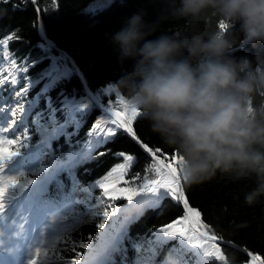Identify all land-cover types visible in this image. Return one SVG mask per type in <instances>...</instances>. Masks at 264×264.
<instances>
[{"label": "trees", "instance_id": "obj_1", "mask_svg": "<svg viewBox=\"0 0 264 264\" xmlns=\"http://www.w3.org/2000/svg\"><path fill=\"white\" fill-rule=\"evenodd\" d=\"M174 3H178V0H37L42 9L37 11L32 3L0 0V38L11 37L6 46L9 63L20 71L17 86L6 91L0 86V107L13 113L15 93H20L27 129L25 133L16 128L15 136H5V139H17L18 136L22 141L26 139L15 148L22 157H25L28 149L30 153L28 160L26 155L27 168L24 171L14 168L18 166L16 161L19 155L3 167L6 172L12 173L16 181L5 193L4 200L8 202L23 195V191L30 188V183L41 177L43 169L52 173L61 167L60 172L47 182L41 196V200L59 205L57 218L60 227L46 250L47 264H68L70 259H75V264H83L95 254L96 246L100 248L105 243V233L100 235L101 227H96L100 215L94 214L91 208L98 204L100 187L107 186L110 175L113 181L123 182L135 173V178L130 180V186L135 188L143 183L139 177H148L150 173L148 156L123 131L110 138L95 130L94 126L100 124L104 115L93 105L66 60L43 41L39 34V18L43 21L49 40L74 60L103 106L107 108L109 105L105 102L111 101V106L117 108L116 98L127 100L126 93L117 88L123 69L117 63L116 54L105 34L118 30L124 18L138 9L147 12L148 22H160L159 30L150 39L164 32H178L185 22L167 19V11ZM220 22L214 16L208 20L213 29L219 28ZM228 32L238 49L234 55L237 58H253L256 49L244 45L238 26ZM5 52L0 47V76L7 80ZM131 63L125 67L130 69ZM25 64L28 65L27 70L23 71ZM22 86H26L27 91H17L16 88ZM107 88L114 91L105 95ZM261 98L264 97H258V101ZM71 106L77 109L74 116L66 121V110ZM37 118L47 132L52 133L53 127L57 130L49 144L44 142L33 124ZM102 126H111L110 121L105 120ZM131 126L144 144L162 150L171 158L175 151L152 132L143 116L132 118ZM3 128L6 129L5 125ZM93 130L95 139L88 149H83ZM120 153L124 157L119 156ZM128 155L133 156L132 163L126 160ZM121 164L129 167L113 172ZM179 178L189 205L201 212L207 233L229 244L217 245L225 258L220 264H256L243 250L259 255L264 261V197L252 206L244 203L245 193L256 186L255 177L234 181L227 175L217 174L213 179L193 186H188L182 176ZM81 189L87 193H81ZM136 197L116 201L115 206L119 207L114 210L118 212L116 218L120 222L130 219L104 264H117L124 252V242L129 238L134 248L144 250L145 264L149 250L163 243L168 242L161 250L162 259L173 247L179 251L178 238L167 241L158 230L186 215L180 201L168 197L153 208L147 201L132 214ZM240 224L245 227H238ZM184 227L187 229L191 225ZM135 255L129 249V262ZM180 259L183 264H205L199 250L194 248L180 251Z\"/></svg>", "mask_w": 264, "mask_h": 264}, {"label": "clouds", "instance_id": "obj_2", "mask_svg": "<svg viewBox=\"0 0 264 264\" xmlns=\"http://www.w3.org/2000/svg\"><path fill=\"white\" fill-rule=\"evenodd\" d=\"M146 16L138 9L105 34L123 69L117 88L180 154L188 186L217 174L234 181L255 177L244 203L256 204L264 197V98L258 101L264 97V0H178L167 19L184 27L155 39L149 37L160 22ZM210 16L238 26L254 57L237 58L230 33L211 28ZM162 264H177L176 257L166 253Z\"/></svg>", "mask_w": 264, "mask_h": 264}, {"label": "snow or ice", "instance_id": "obj_3", "mask_svg": "<svg viewBox=\"0 0 264 264\" xmlns=\"http://www.w3.org/2000/svg\"><path fill=\"white\" fill-rule=\"evenodd\" d=\"M8 2V0H4ZM111 2V0H109ZM21 3L27 4L32 3L36 6L37 11H42L37 4V0H21ZM234 28V26L228 25L221 21L219 23V29L228 31ZM11 37L0 38V47L4 44H7ZM70 70H73L75 74V66L71 64L70 61H66ZM15 66V65H13ZM27 64L24 65L23 71L27 70ZM17 79L15 74L10 76L7 80L4 77L0 76V86L3 90L17 84ZM17 91L23 93L27 91L26 86L22 88H16ZM114 91L111 88H107L105 95L110 94ZM109 106L106 108V111L111 113L112 119L110 121L111 126L103 127L104 121H101L99 125L94 126L95 130L107 137H115L117 132L123 130V134L137 139V134L134 128L131 126L132 118L141 117V113L138 109L133 107L128 100H123L121 98H116L117 108L111 106V101H106ZM129 118H125V117ZM17 140L16 139H0V169H2L7 163H9L15 156L19 155V152L16 151ZM145 152L148 154L149 167L148 172L150 175L148 177H139L143 181L140 187H131L130 180L135 178L136 174L133 173L132 177L125 179L123 182L120 180L113 181L111 175L108 177L107 186L100 187L101 199L104 201L103 211L99 218V223L96 227L100 228L104 226L105 222L108 219V215L111 211L119 208L116 207V201L118 199L130 200L134 196L137 197H148L150 208L155 207L161 200L165 198H172L174 200L180 201L183 204L186 215L177 219L176 221L170 223L165 227H161L158 232H161L165 235L167 241L178 238L179 240V251L177 247H173L171 252L168 254L170 256H175L177 264H183V261L180 259V251L184 248H194L199 250L200 254L205 260V264H220L224 261V255L221 252L220 248L217 246L222 238L212 234L206 235L203 222L201 220V212L194 210L189 206L187 198L184 196V193L181 189V185L177 182L178 176H182L183 181L185 178L182 175V158L178 152L171 154V158L167 154H164L162 150H156L149 147L147 144L142 145ZM121 157H124L123 153L118 154ZM127 161H132L133 156L128 155L125 157ZM129 165L121 164L117 168L113 169V172H118L123 169L128 168ZM16 181L9 177L7 181L0 183V208L4 207V196L5 193L15 185ZM117 184L120 186L117 187ZM190 224V228H185L184 225ZM163 243L157 247H153L149 250L147 254V264H162V249L167 244ZM124 252L119 257L117 264H145L144 261V250L134 248L131 243V238L126 240L123 245ZM131 249L136 255L133 260L129 262L128 260V251ZM40 253L37 251V256ZM246 255L250 257V260H254L253 254L246 252ZM78 257V253H76ZM75 259L68 260V264H75ZM33 264V262H31ZM34 264H41L37 259ZM248 264V262H246Z\"/></svg>", "mask_w": 264, "mask_h": 264}, {"label": "rangeland", "instance_id": "obj_4", "mask_svg": "<svg viewBox=\"0 0 264 264\" xmlns=\"http://www.w3.org/2000/svg\"><path fill=\"white\" fill-rule=\"evenodd\" d=\"M4 69L5 71H7V75L10 77L13 74H15L16 79L18 77V72L16 71L15 67L12 66L11 64H8L7 62L4 64ZM8 77V78H9ZM18 83V82H17ZM17 86V84L15 85ZM15 111L18 112L19 116V120H18V124L16 125V127L11 126L10 130L11 132H13V135L15 133L16 128H18L19 131H25L26 130V124H25V111L22 108V105L20 103V94L17 93L15 96ZM0 116H2L3 118H5V122H7L9 125H12V119L13 116L11 113L8 112V110L3 109L0 111ZM33 123L36 125V127L40 130V132L43 135V138L45 140V142L48 144V142L51 140L53 134L55 133L56 128L53 127L52 133L47 132L43 129V125L40 122L39 118L35 119L33 121ZM23 142H20L19 140V136L17 137V144L16 146L21 145ZM130 163H132V161H128ZM49 170L47 169H43L42 170V178L31 183V185L33 186H37L38 188H40L41 184L44 182L45 178L48 177L49 174ZM119 187V186H117ZM103 206H104V201L101 199V196L99 198V202L98 205L95 207V211L94 214H102L103 211ZM26 215L28 216V213H26ZM118 215V212L116 211H111L108 215V219L105 222L104 226L101 227V231H100V235L105 233V243L111 240V237H114L116 234L117 229L119 228V220L116 218ZM43 220V219H42ZM19 217L18 215H16V213H14V211L12 209H0V233L6 235L8 229H17V231H19V228L17 226V223L19 222ZM44 221V220H43ZM46 222V228H48V233L51 232V226L49 223H52V220H50L49 218H46V220L44 221ZM99 246L95 247V250H99L98 248Z\"/></svg>", "mask_w": 264, "mask_h": 264}, {"label": "water", "instance_id": "obj_5", "mask_svg": "<svg viewBox=\"0 0 264 264\" xmlns=\"http://www.w3.org/2000/svg\"><path fill=\"white\" fill-rule=\"evenodd\" d=\"M39 34L41 36V38L43 39V41H45L56 53H58L59 55H61L66 61H70L71 64H73L75 66V75L80 79V82L82 83L83 87L85 88L88 96L90 97L93 105L100 110L110 121L112 119L111 113L106 111V107L103 106V104L98 100V98L95 96V94L92 92V90L90 89L89 85L87 84L85 77L83 76L81 70L79 69V67L76 65V63L74 62V60L64 51L60 50L58 47H56L47 37L46 35V31H45V27L43 24V21L41 18H39ZM123 131V130H121ZM128 136V135H127ZM130 139H132L141 149L142 151L148 156V154L145 152V150L143 149L142 145L144 144L138 137L137 139H133L132 137L128 136ZM177 182L181 185V189L184 193V189H183V185L182 182L178 176L177 178ZM185 196V193H184ZM181 205L183 206L182 202H180ZM190 206V205H189ZM191 207V206H190ZM184 208V207H183ZM185 211V210H184ZM186 213V212H185ZM205 231L206 235H210L209 233H207V231L205 229H203ZM219 244H223V245H229L227 242L221 240L219 242ZM244 253L249 252V251H245L243 250ZM252 253V252H250ZM253 254V257H255V259L253 260L256 264H264L263 259L257 255V254ZM248 256V255H247Z\"/></svg>", "mask_w": 264, "mask_h": 264}, {"label": "bare ground", "instance_id": "obj_6", "mask_svg": "<svg viewBox=\"0 0 264 264\" xmlns=\"http://www.w3.org/2000/svg\"><path fill=\"white\" fill-rule=\"evenodd\" d=\"M2 249L6 250V248H5V247H1V251H2Z\"/></svg>", "mask_w": 264, "mask_h": 264}]
</instances>
